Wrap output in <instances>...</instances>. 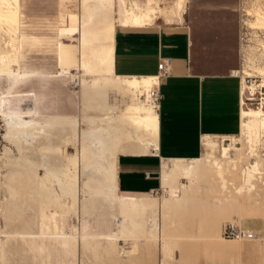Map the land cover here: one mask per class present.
<instances>
[{"label":"rangeland","instance_id":"obj_1","mask_svg":"<svg viewBox=\"0 0 264 264\" xmlns=\"http://www.w3.org/2000/svg\"><path fill=\"white\" fill-rule=\"evenodd\" d=\"M21 2L22 14L18 30L21 45L18 57L24 70L33 71L42 68L45 71L56 72L62 66V62H59L56 53L57 45L60 43L65 46H79L78 35L61 34L57 12L66 15L80 13L76 23L77 26L79 25L85 43L88 44L85 46V62L89 61L88 55L90 52V55H95V51L99 50L94 41L96 36H104V32L98 28V25L94 27L88 23L89 25L85 26L83 21H85L87 14L83 12L81 0H21ZM114 2L116 3V1ZM171 2L172 0H161L160 5L162 7L169 6ZM259 2L260 0H186L181 14L183 18L186 11L198 9L202 6H236L237 12L240 7L246 13L255 9H260L264 13V0H262L263 5H260ZM115 8L117 9V3ZM252 21L253 18L251 17L248 24ZM65 23L62 19V24ZM156 23H163V21L161 19L156 20ZM262 24L264 25V23ZM0 31L1 40L6 41L8 36L2 30ZM7 48L8 46L5 47V49ZM69 48L71 49H69L70 54L76 57L77 48ZM93 61H95V56ZM91 64L90 62L87 66ZM240 65L241 62L237 68ZM252 65H254L252 59L248 58L244 60L242 69L244 70L245 67ZM70 68L78 69V66L75 63ZM71 72L73 74L75 70ZM78 74L83 75L82 80L90 83L93 77L96 76L94 74H99V71L96 70L88 74L87 70L84 69L79 71ZM3 79L0 81V92ZM260 79L259 83H262L260 84L262 86L264 85V79ZM33 87H37L34 82L33 84L22 85L19 91H28ZM49 88H51L54 106L58 108V111L79 116L82 115L81 113H84V115L98 114V110L94 112L93 108L90 107L93 104L91 102L93 101V94L86 93L84 96L81 92L82 84L73 86L66 79L51 83ZM261 90L264 91V88ZM252 97V100L246 102L247 106L245 108L257 109L262 106L264 112V102L259 103L257 93H254ZM1 99L2 95L0 94V102ZM123 103L124 99L121 96L112 93L111 105L116 107L112 110V115L118 114V111L124 105ZM83 111H87V113ZM246 117L242 121H247L249 116ZM81 128L86 129L87 127L84 123H81ZM32 133L34 131H28V134ZM69 133V130H66L65 134L69 135ZM244 133L245 131L241 133L240 128V132L236 136L238 139L234 138L233 141L225 139L222 141L223 139L218 138L206 142L207 155H210L211 158L209 163L203 162L201 164L202 172L198 177L194 175L193 179L189 178L183 170H179L177 172L178 179L174 177L168 185L161 182V188L149 194L154 198V201L151 203L152 208H149L147 228L150 232L162 238L158 245L152 240L147 242L144 238L130 241L121 239L117 242V248L114 251L107 244L93 245L90 241L83 244L80 240L83 234L93 232L95 222L103 213L108 212L103 208L100 198L95 202L96 208L88 211L87 199L90 190L85 188L84 184L92 180L94 183L100 184L105 193L113 195L115 193L114 163L111 158H105L98 160L97 166L89 168L86 167L84 160L78 154L79 147L71 145L63 147L68 157L78 156L80 158L78 202L61 196L59 193V196H57L58 204L52 206L51 211L60 214L62 209L66 207L70 209L71 206H75L64 227L65 233L67 232L78 238L73 251L66 252L59 244L51 243L47 246L48 253L40 254L32 251L28 241L26 242L24 239L0 237V264H264V174L261 179L258 178L254 182L255 187L251 191L248 190L249 188H245L240 194L236 192L243 185L242 172L251 163L258 160L264 172V130H261V145L257 149L258 159L250 158L249 145L246 142L247 138ZM4 134L5 126L0 120V235L23 233L30 228L31 223L39 220L35 218L39 212L31 214L30 209L35 201V183H37L38 178L44 176V171L29 164L24 159V155L33 153L36 155L39 149L47 144L49 140L54 144L63 146L62 134L58 130L41 133L42 135L39 133L34 147L27 150V153L19 155L12 145L2 139ZM211 142L217 145L213 149L210 147ZM222 143H230L234 147H240L241 152L233 151L230 159L221 160L218 150ZM5 148L12 150L11 156L6 154ZM55 155L59 157V154ZM215 162L219 166L222 165L226 171L225 179L227 182L225 188H221L222 183L215 176L217 170V167L214 166ZM163 163H166L169 169H173L177 164L176 161H165ZM178 164L186 169L194 165L190 160L180 161ZM10 185L15 187L23 197L12 199L6 189ZM54 188L57 190L56 186ZM171 192H173L172 196L170 195ZM132 196L137 197V195ZM176 200L180 201L176 202L177 205L174 202ZM167 201H169L170 210L166 209V204H164ZM172 202L174 203L172 204ZM113 205L109 210L111 229L116 227L115 220L119 218L117 206ZM19 217L23 219L21 222L18 219ZM225 222H232L253 232V239H226L227 241H224L220 235V228Z\"/></svg>","mask_w":264,"mask_h":264},{"label":"bare ground","instance_id":"obj_2","mask_svg":"<svg viewBox=\"0 0 264 264\" xmlns=\"http://www.w3.org/2000/svg\"><path fill=\"white\" fill-rule=\"evenodd\" d=\"M114 1L117 3V9L115 8L116 3ZM83 2V12L87 14L85 21H83L85 26L91 24V26L95 27V25H98V28L104 32V36H96L94 41L95 46L99 48V50L95 51V61L90 66H86L89 69L88 74L96 70L99 71V74H94L96 76L93 77L90 83H88L89 81L82 80L83 75L78 74L81 70H75L73 74L70 72L65 76L72 85L80 86L82 84L81 92H83L84 96L86 93L93 94L92 106L87 104L93 108L94 112L98 110V114L84 115V113H81V116L51 117L2 115L0 102V120L5 126V134L2 139L12 145L19 155L27 153V150L34 147L38 140L37 134L39 133L42 135L41 133L58 130L62 134L63 146L54 144L49 140L47 144L39 149L36 155H34L33 151V154L24 155V159L29 164L44 171V176L38 178L37 183H35V201L30 209L31 214L39 212L35 216L39 220L31 223L30 228L23 233L3 235L6 238H21L26 240V242L28 241L32 251L40 254L44 252L48 253L47 246L51 243L59 244L66 252L73 251L75 247L76 239H78L76 238L77 236L73 237L64 231L65 223L68 221V217L75 206H71L70 209L69 207L62 209L60 214L52 212L51 207L58 204L57 196H59V193L61 196L70 198L76 203L78 202L80 158L84 160L86 167L89 168L97 166L98 160L105 158H111L113 163H115L118 153H149L158 138L157 111L148 102L149 89L155 83L154 76L139 78L135 76L119 77L115 76L112 72L115 27L141 28L151 26L163 16L168 23H181V13L186 0H172L171 5L163 7L160 5L161 0H83ZM259 3L263 5L262 0ZM242 11L245 15L243 20L246 25L249 27L264 26L262 24L264 23V13L260 9H255L252 12L247 11V13L244 9ZM250 16L253 18V21L248 24L249 20H251ZM19 21L20 0H0V30L8 36L6 41L0 38V81L3 78L19 76ZM262 45L264 46V44ZM6 46H8L7 49H5ZM248 58H251L253 61L252 51L245 56L244 60ZM253 64L252 66L245 67L246 69L244 70L242 69L243 72L249 75L254 74L264 79V66H262L264 64L254 63V61ZM260 84L262 83H258L257 85L251 84L249 86L242 84L241 95L243 96V102H241V105L244 108L247 106L246 100H248V98L244 97L253 95L255 90L261 86ZM112 93L124 99V105L122 109L117 110V115H112V110L116 109V107H112L111 105ZM87 101L89 102V100ZM244 108L241 110V119L247 118L246 116H249V118L247 121L241 120V133L245 131L244 134L247 138L246 142L249 145L250 158L258 159L257 149L261 145V130H264L263 107L259 106L257 109ZM87 111L83 112L87 113ZM81 123H84L87 128H81ZM66 130H69V135L65 134ZM28 131H34V133L28 134ZM213 138L207 137L206 142ZM233 139L230 138L229 140L233 141ZM230 143H222V146L219 148L218 152L221 160L230 159L233 151L237 153L241 152L240 147H234ZM68 145L79 147L78 154L80 158L78 156L68 157L66 155L63 147ZM215 145L214 142L210 143L212 149ZM5 149L6 154L11 156L12 150L9 148ZM55 154H59V157H56ZM210 158V155H206L203 158L190 160L194 165L189 167V169L178 164L180 161L186 162L187 160H174L177 164L173 169H169L166 164H162L161 182L164 185H168L174 177L178 179L177 172L179 170H183L189 178L193 179L194 175L198 177L202 172L201 164L203 162L209 163ZM214 166L217 167L215 176L221 181V188H225L227 182L225 179L226 171L222 165L219 166L216 162ZM242 174L243 185L236 191L239 194L245 188H249V191L254 189V182L258 178L261 179L264 172L257 160L251 163ZM54 186L57 187V190ZM84 186L90 190L89 198L87 199L88 211L89 209L93 210L96 208L95 202L100 198L103 208L108 212L103 213L95 222L93 232L81 236L80 240L83 244L87 241L99 246L100 244H107L114 251L117 248V242L121 239L130 241L144 238L147 242L154 241L156 245L162 240V238H159V236H156L147 228L146 210L152 208L151 203L154 201V198L150 195H145L137 201H132L133 199L128 200L117 197L116 192L113 195L105 193L100 184L94 183L92 180L87 181ZM7 190L12 199L23 197L11 185L7 186ZM172 193L170 194L171 196ZM179 200L174 202H180ZM142 202L144 203L142 204ZM113 204L117 206L119 218L115 220L116 227L111 229L109 225V210L114 206ZM164 204H166V209H169V201ZM36 223L39 225L37 226ZM222 239L227 241L226 238L222 237Z\"/></svg>","mask_w":264,"mask_h":264},{"label":"crops","instance_id":"obj_3","mask_svg":"<svg viewBox=\"0 0 264 264\" xmlns=\"http://www.w3.org/2000/svg\"><path fill=\"white\" fill-rule=\"evenodd\" d=\"M21 7L20 0V17ZM57 14L61 34L78 35L79 46L57 45L56 53L63 67L56 72L42 68L26 71L19 60V76L2 80V115L73 116L54 106L49 86L68 79L65 75L72 70L85 69L89 73L86 66L94 62V55L90 52L89 61L85 62L84 46L88 44L76 23L80 13ZM182 19V23L173 24L163 16V23L151 26L115 27L112 57L115 76H152L159 59H171L170 72L158 86L156 143L149 153L116 156L113 180L121 199L137 201L161 188L162 164H166L163 162L205 157L207 137L229 140L240 132L242 86L240 79L230 74L240 63L237 7L202 6L186 11ZM20 45L19 40V54ZM69 47L77 48L76 57L70 54ZM75 63L78 69H71ZM33 82L37 87L19 91L22 85ZM149 214L147 209V218Z\"/></svg>","mask_w":264,"mask_h":264},{"label":"built area","instance_id":"obj_4","mask_svg":"<svg viewBox=\"0 0 264 264\" xmlns=\"http://www.w3.org/2000/svg\"><path fill=\"white\" fill-rule=\"evenodd\" d=\"M244 12L242 8H238V21H239V30H238V49H239V58L241 65L239 68L231 70L230 74L232 76L238 77L244 86H249L251 84L257 85L260 82V77L254 74L244 73L242 66L244 63V58L250 51H252L254 63L264 64V26L261 27H249L244 22ZM171 68V59L168 57L161 58L156 63V72L153 74L155 78V83L151 86L148 92V102L152 107L157 111L158 103L160 99V94L158 92V86L160 81L165 78ZM76 86V85H73ZM264 88V85L259 86L255 91L257 93V99L260 102H264V91L261 89ZM241 93V91H240ZM254 95V94H253ZM253 95L245 96L248 98L246 101L253 99ZM226 138H223L224 141ZM227 141V140H226ZM220 235L226 239H236V240H250L253 239L254 233L241 228L235 225L232 222H225L221 225Z\"/></svg>","mask_w":264,"mask_h":264}]
</instances>
